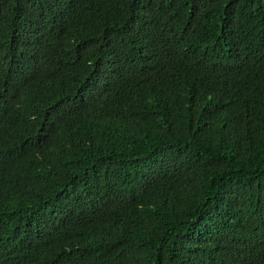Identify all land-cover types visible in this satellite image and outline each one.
<instances>
[{
    "label": "trees",
    "instance_id": "obj_1",
    "mask_svg": "<svg viewBox=\"0 0 264 264\" xmlns=\"http://www.w3.org/2000/svg\"><path fill=\"white\" fill-rule=\"evenodd\" d=\"M0 264H264V0H0Z\"/></svg>",
    "mask_w": 264,
    "mask_h": 264
}]
</instances>
